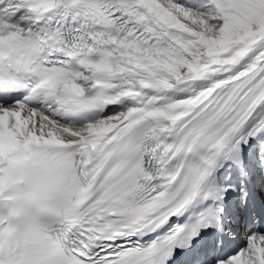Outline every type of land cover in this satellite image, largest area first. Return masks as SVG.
I'll list each match as a JSON object with an SVG mask.
<instances>
[{
    "label": "snow or ice",
    "instance_id": "1",
    "mask_svg": "<svg viewBox=\"0 0 264 264\" xmlns=\"http://www.w3.org/2000/svg\"><path fill=\"white\" fill-rule=\"evenodd\" d=\"M0 264H264V0H0Z\"/></svg>",
    "mask_w": 264,
    "mask_h": 264
}]
</instances>
